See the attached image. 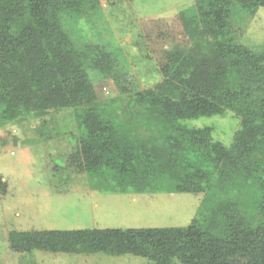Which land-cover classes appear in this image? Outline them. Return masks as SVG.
<instances>
[{
  "label": "trees",
  "instance_id": "16d2710c",
  "mask_svg": "<svg viewBox=\"0 0 264 264\" xmlns=\"http://www.w3.org/2000/svg\"><path fill=\"white\" fill-rule=\"evenodd\" d=\"M96 5L0 0V129L35 118L43 131L48 113L72 109L80 136L71 158L91 190L202 199L184 228L11 232L10 248L151 264H264V49L240 43L230 23L240 11L250 20L264 0H194L193 42L163 82L133 97L143 104L146 136L99 110L81 65L86 54L63 31V13L78 19ZM104 65L111 67L106 56L96 61ZM226 113L239 121L229 146L213 141L212 127L186 124Z\"/></svg>",
  "mask_w": 264,
  "mask_h": 264
},
{
  "label": "rangeland",
  "instance_id": "374dc122",
  "mask_svg": "<svg viewBox=\"0 0 264 264\" xmlns=\"http://www.w3.org/2000/svg\"><path fill=\"white\" fill-rule=\"evenodd\" d=\"M96 1L93 12L81 11L78 19L63 13V31L74 49L86 54L81 65L99 110L108 118L128 121L134 132L146 136L143 104H134L133 97L163 82L193 42L199 31L194 0ZM230 23L240 43L255 52L264 49V7L250 20L240 11ZM102 56L109 59L110 68L96 67ZM44 121L45 132L35 118L0 129V264H151L132 255L14 251L8 236L30 231L184 228L196 215L202 195L91 190L81 166L71 158L80 136L72 109L50 112ZM186 124L212 127L213 141L224 146L230 145L239 127L231 113ZM219 232H224L221 225Z\"/></svg>",
  "mask_w": 264,
  "mask_h": 264
}]
</instances>
